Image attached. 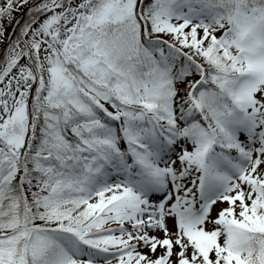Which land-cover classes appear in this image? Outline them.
I'll use <instances>...</instances> for the list:
<instances>
[{
  "label": "snow or ice",
  "instance_id": "1",
  "mask_svg": "<svg viewBox=\"0 0 264 264\" xmlns=\"http://www.w3.org/2000/svg\"><path fill=\"white\" fill-rule=\"evenodd\" d=\"M0 264H264V0H0Z\"/></svg>",
  "mask_w": 264,
  "mask_h": 264
}]
</instances>
